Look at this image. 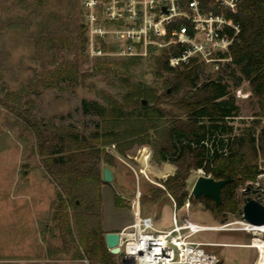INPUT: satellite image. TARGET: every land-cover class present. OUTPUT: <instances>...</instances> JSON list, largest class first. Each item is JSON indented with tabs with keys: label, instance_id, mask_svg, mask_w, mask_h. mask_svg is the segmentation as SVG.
Here are the masks:
<instances>
[{
	"label": "rangeland",
	"instance_id": "374dc122",
	"mask_svg": "<svg viewBox=\"0 0 264 264\" xmlns=\"http://www.w3.org/2000/svg\"><path fill=\"white\" fill-rule=\"evenodd\" d=\"M84 21L81 0H0V257L69 258L83 252L79 237L63 229V213L70 209L61 205L59 178L39 154L27 119L44 123L50 130H75L91 136L100 119L84 113L83 99L108 105L109 98L123 99L133 85L155 88L158 94L171 89L165 77L155 74V57L162 50L138 57L133 63L128 60L133 56L92 55ZM223 62L218 66L202 62L201 81L215 76ZM74 66L79 67L77 82L61 75ZM229 81L233 82L230 77ZM230 88L240 111L227 120L233 130L218 135L225 139L249 131L259 118V107L248 81L242 80L238 88ZM160 105L170 107L166 102ZM106 149L116 156L115 179L107 183L111 188L104 189L102 227L120 228L133 219L132 208L117 206L113 195L119 193L131 206L140 190L143 213L152 214L157 227L171 228L175 204L168 192L156 195L153 188L165 187L162 181L175 174L177 165L157 160L149 145L137 148L131 157L119 154L115 144ZM146 149L149 154L142 162ZM260 165L263 169L264 164ZM200 175H204L202 170H191L187 178L191 193ZM246 185L238 189L242 196ZM177 213L180 219L188 213L192 221L201 224L225 221L234 228L241 226L239 213L214 214L194 195L190 208L180 206ZM256 235L264 238L261 232L217 229L202 230L192 238L251 244ZM204 248L216 253L221 264H251L255 250L258 255L257 249L245 245L206 244ZM121 255L116 254V260L127 264Z\"/></svg>",
	"mask_w": 264,
	"mask_h": 264
},
{
	"label": "trees",
	"instance_id": "16d2710c",
	"mask_svg": "<svg viewBox=\"0 0 264 264\" xmlns=\"http://www.w3.org/2000/svg\"><path fill=\"white\" fill-rule=\"evenodd\" d=\"M234 17L242 26L240 40L231 48V59L223 62L215 76L201 81L202 62L197 59L183 71L171 66L169 50L164 49L155 57V74L165 77L171 89L158 94L155 88L133 85L123 99L109 98L108 105L83 99L84 113L100 119L91 136L75 130H50L44 123L27 119L39 154L59 178L61 205L70 209L63 213V229L79 237L83 252L76 258H86L91 264H121L108 248L102 227L103 185L109 183L103 179V164L112 168L116 159L106 149L111 144L125 157L149 145L157 160L176 164L175 174L162 181L165 187L153 189L156 195L169 192L177 207L193 197L187 189L192 169L202 168L215 179L231 176L218 206L212 197L196 198L214 214L239 213L243 196L238 189L255 180L261 172L260 164H264V0H242ZM172 52L177 48L172 47ZM136 58L128 60L133 63ZM78 73L79 67L74 66L61 75L77 82ZM242 80L249 83L259 118L249 131L225 139L218 135L233 130L227 120L240 111L230 87L238 88ZM144 98L148 103L143 102ZM163 102L170 107H162ZM148 154L147 149L143 151L142 162ZM114 202L119 207L127 206L119 193H115Z\"/></svg>",
	"mask_w": 264,
	"mask_h": 264
},
{
	"label": "built area",
	"instance_id": "2783aa9c",
	"mask_svg": "<svg viewBox=\"0 0 264 264\" xmlns=\"http://www.w3.org/2000/svg\"><path fill=\"white\" fill-rule=\"evenodd\" d=\"M241 2L81 0L92 55L144 57L168 49L169 64L175 68L186 66L193 59L217 66L230 60L231 48L240 40L242 30L234 17ZM172 47L177 52L173 53ZM199 170L207 175L204 169ZM250 183L264 202V168ZM140 198L138 190L131 202L133 220L119 230L122 260L127 264H219V256L204 248L210 243L192 237L202 230L233 228L231 222L201 224L192 221L188 213L180 219L176 208L172 227L158 228L153 216L142 214ZM190 205L188 197L184 206L188 209ZM239 221L238 228L248 231L250 223L244 219Z\"/></svg>",
	"mask_w": 264,
	"mask_h": 264
},
{
	"label": "water",
	"instance_id": "95a60500",
	"mask_svg": "<svg viewBox=\"0 0 264 264\" xmlns=\"http://www.w3.org/2000/svg\"><path fill=\"white\" fill-rule=\"evenodd\" d=\"M143 102L148 103L147 99H143ZM114 172L108 166L103 167V179L106 182H112L114 180ZM233 178L228 176L222 179H215L209 175H200L196 180L192 194L195 197L205 195L212 197L215 200V204L218 206L222 202V189L224 185L230 182ZM243 202L239 208V215L242 219L249 223L263 224L264 223V202L258 196L257 189L253 188L252 183H248L242 191ZM226 214V212H224ZM105 239L108 248L114 254H120V233L119 231H108L105 234Z\"/></svg>",
	"mask_w": 264,
	"mask_h": 264
},
{
	"label": "crops",
	"instance_id": "0c3cea01",
	"mask_svg": "<svg viewBox=\"0 0 264 264\" xmlns=\"http://www.w3.org/2000/svg\"><path fill=\"white\" fill-rule=\"evenodd\" d=\"M104 166L105 165H103V167ZM111 169L113 170V167ZM113 172H114V170H113ZM114 176H115V172H114ZM114 179H115V177H114ZM106 184L107 183H105L103 185V193H104L105 187L111 188L110 186H108V184L107 185ZM168 195H171V194L168 192ZM113 197H114V195H113ZM169 197L171 198V196H169ZM103 199H104V197H103ZM172 201L174 202L173 199H172ZM174 204H175V207L178 208L177 204L175 202H174ZM127 206L131 207L130 205H127ZM140 208H141L142 214H145V215L148 214V215L153 216L149 212L143 213L142 207H140ZM224 219L225 218H223L222 221H224ZM132 220L133 219H130V220L124 222L122 225H120V228L115 226V227H110V228H106L105 227L104 229H105L106 232H108V231H119L123 226H125L126 224H129ZM223 223H225V221L220 223V224H223ZM220 224H210V225H220ZM158 228H160V227H158ZM207 230H216V229H207ZM217 230H242V231H245L247 233L249 232V231H246V230H243V229H239V228H234V227L230 228V229H217ZM206 242L210 243V244H235V245L251 246V244L248 243V242H224V241L223 242L206 241ZM251 247L253 248V246H251ZM254 249H256V248L254 247ZM255 254H256V250L253 253L252 263L251 264H255V260L257 258ZM0 264H91V263L86 258L82 259V258H76L75 256H73V257H69V258H59V257H0Z\"/></svg>",
	"mask_w": 264,
	"mask_h": 264
},
{
	"label": "bare ground",
	"instance_id": "6f19581e",
	"mask_svg": "<svg viewBox=\"0 0 264 264\" xmlns=\"http://www.w3.org/2000/svg\"><path fill=\"white\" fill-rule=\"evenodd\" d=\"M246 229H249L248 230L249 232L253 231V232L264 233V223L263 224L250 223L248 224V227ZM251 246L255 247L258 251L255 264H264V238L261 235H256L252 240Z\"/></svg>",
	"mask_w": 264,
	"mask_h": 264
}]
</instances>
